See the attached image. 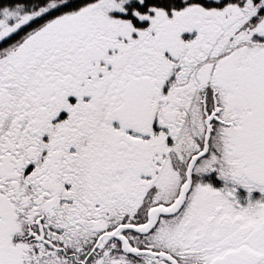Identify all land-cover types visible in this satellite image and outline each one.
<instances>
[{"label":"snow or ice","instance_id":"1","mask_svg":"<svg viewBox=\"0 0 264 264\" xmlns=\"http://www.w3.org/2000/svg\"><path fill=\"white\" fill-rule=\"evenodd\" d=\"M0 264H264V0H0Z\"/></svg>","mask_w":264,"mask_h":264}]
</instances>
